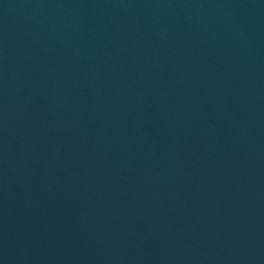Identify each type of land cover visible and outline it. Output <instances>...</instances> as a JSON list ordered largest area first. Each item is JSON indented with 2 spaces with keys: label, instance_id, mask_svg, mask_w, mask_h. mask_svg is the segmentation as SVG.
<instances>
[{
  "label": "water",
  "instance_id": "1",
  "mask_svg": "<svg viewBox=\"0 0 264 264\" xmlns=\"http://www.w3.org/2000/svg\"><path fill=\"white\" fill-rule=\"evenodd\" d=\"M0 264H264V0H0Z\"/></svg>",
  "mask_w": 264,
  "mask_h": 264
}]
</instances>
